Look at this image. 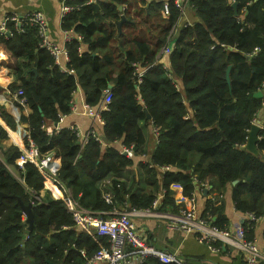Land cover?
<instances>
[{"label": "trees", "instance_id": "trees-1", "mask_svg": "<svg viewBox=\"0 0 264 264\" xmlns=\"http://www.w3.org/2000/svg\"><path fill=\"white\" fill-rule=\"evenodd\" d=\"M63 3L72 10L62 18V30L74 36L65 44V70L42 47L36 28L14 22L8 23L9 36L0 34V66L12 71L20 83L12 92L23 90L31 110L21 116L28 124L25 145L31 140L42 156L54 153L60 159L58 180L71 197L86 210L106 213L100 215L104 219L116 210L152 209L159 195L160 210L178 213L172 185H181L189 197L199 185L219 194L231 190L237 211L264 219V128L259 154L243 149L264 106V0H190L199 22L178 32L173 29L183 5L175 0ZM173 41L170 53L163 54ZM139 70H145L140 82ZM79 89L92 108L110 91L111 102L101 114L106 142L92 131L85 144L70 128L46 131L48 123L71 113ZM0 116L16 128L2 106ZM149 125L158 135L156 148L140 162L142 174L123 180L135 158L146 154ZM5 138L0 125V191L8 195L0 200V264H85L108 247L106 237L96 240L76 227L64 200L41 195L43 175L31 163L20 169L16 160L22 152L4 149ZM122 146L132 147L134 157L124 156ZM55 194L61 196L56 189ZM17 198L35 204V229L28 235ZM200 215L229 228L223 207L211 200ZM243 226L252 240L255 222ZM141 264L162 263L147 256Z\"/></svg>", "mask_w": 264, "mask_h": 264}, {"label": "built area", "instance_id": "built-area-1", "mask_svg": "<svg viewBox=\"0 0 264 264\" xmlns=\"http://www.w3.org/2000/svg\"><path fill=\"white\" fill-rule=\"evenodd\" d=\"M93 1L94 0H88V3H92ZM175 2L181 6L183 5L179 0H175ZM71 10L72 8L70 6L63 3L61 8V18L67 15V13ZM165 12H168L167 4L165 5ZM11 22H14L16 27H22L23 24L27 23L36 28L41 38L42 47H44L54 57L58 65H61V55H64L66 59L69 60L66 48L60 47L50 38L48 21L44 13L41 11H33L23 17L17 14L7 15L0 24L1 35L6 37L9 36L10 33L8 32V23ZM173 32H176V28L173 29ZM73 37L72 32L64 31L65 44L71 41ZM77 39L81 40L82 38L77 36ZM173 46L174 41L171 42L168 48L163 49V54L170 53ZM261 51V48H256L255 50L256 53ZM144 73L145 70H139V82L141 81ZM23 95V90H19L17 91L15 97L18 104L25 107L26 100ZM110 102L111 93L109 90H106L104 100L99 107L92 108L86 106L88 115L103 123L101 114L104 110L108 109V104ZM254 124H258L257 118L253 121V125ZM260 126L263 127L261 124ZM60 130L61 129L57 127L55 131L59 132ZM70 130L76 134L83 144L87 142L89 133L84 136L78 128L71 127ZM91 134L99 142H105L101 133L93 130ZM120 148L121 153L123 155L125 154L127 158L134 157L132 147L128 148L122 146ZM21 152L22 154L16 160V165L20 169H23L27 163H31L37 167L39 172L44 177V189L54 192L52 189L54 188L61 193V198L59 199L65 201L67 210L73 216L76 227L80 230H84L96 240L104 237L108 239V247H102L101 250L85 264H127L128 258L134 255L139 257V264H141L147 256H152L158 259V261L162 264H187L174 253H163L156 250L154 247L148 245L141 237L138 227L134 221V217L151 215V209L116 210L110 213V216L107 219H104L100 215H104L106 213H97L84 209L71 197L69 192L67 193L66 191H63V187L58 180L61 162L60 159L54 155V153L42 156L39 149L31 140H29V144L25 145V148ZM11 171L14 173L13 170ZM172 190L174 191L175 201L179 206V212L175 215L167 216L171 221L170 228L184 234L196 235L197 239L208 246V248L213 252H221L225 249L236 250L244 256L245 264H264V251L259 248L256 241L247 238V230L244 228L243 224H238L228 229H221L215 226L209 217H202L200 215L197 208L196 194H192L190 197L186 196L184 194L183 187L178 184L172 185ZM35 198L38 201H41L40 197ZM161 198L162 197L160 196L159 199L155 201L153 207L159 205ZM246 217L247 220L255 223L262 219L257 218L253 213L247 214Z\"/></svg>", "mask_w": 264, "mask_h": 264}, {"label": "crops", "instance_id": "crops-1", "mask_svg": "<svg viewBox=\"0 0 264 264\" xmlns=\"http://www.w3.org/2000/svg\"><path fill=\"white\" fill-rule=\"evenodd\" d=\"M63 1L64 0H0V24L9 14H17L23 17L33 11H41L47 18L50 38L63 48L65 47L64 31L62 30L61 23V8ZM147 1L151 2L153 0ZM179 1L183 4V13L176 28L177 32L179 28L181 29L199 22L190 4V0ZM120 8L122 12L126 9L125 6H121ZM67 62L68 60L66 57L61 55L60 63L63 67L62 69H65L64 65H66ZM19 84V81H16L10 69L0 66V106L4 107L7 113L10 114L16 122V128L11 129L0 116V125L7 131V138L2 140L1 144L4 149L15 146L22 151L25 148V139L29 136V132L28 124L21 121V116H29L31 110L26 106L20 109L17 105L16 94L12 92V88L18 87ZM86 106L82 91L79 89L73 97L71 113L62 117L59 123H48L46 125L48 134L57 133L55 131L57 127L60 129L75 127L78 128L84 136L93 130L102 133L103 123L89 116ZM256 118L258 119V123L264 126V106ZM148 131V146L145 156L135 158V165L125 173L123 180L126 179L130 182L131 178L139 176L140 171L142 174L140 162H147L151 153H153L156 148L158 142L156 129L149 125ZM137 188H139V185L134 186V189ZM52 189L54 192L43 189L41 195L44 197L49 195L53 199L61 198V196H56L55 189ZM196 189L197 208L200 214H203L208 200H211V203L215 207H223L224 214L229 221L227 224L229 228L238 224H243L247 220L245 214L236 210L231 190H227L225 194H219L216 191L210 192L209 189L208 192L205 193V189L202 191L199 185ZM63 191L65 192L64 189ZM160 196L161 195H159V197ZM159 207V205L153 207L151 209V215L134 217L139 233L148 245L163 253H174L187 264H245L244 256L236 250L225 249L221 252H213L208 246L199 241L196 235L184 234L170 228L171 221L167 216L177 213L162 211ZM215 219L214 217L213 220ZM252 239L256 241L259 248L264 251V219L258 220L255 223ZM127 264H139V257L136 255L129 257Z\"/></svg>", "mask_w": 264, "mask_h": 264}, {"label": "water", "instance_id": "water-1", "mask_svg": "<svg viewBox=\"0 0 264 264\" xmlns=\"http://www.w3.org/2000/svg\"><path fill=\"white\" fill-rule=\"evenodd\" d=\"M232 7L235 9H237V3H233L232 4ZM119 10L121 11V8H119ZM124 17L122 16V22L124 21ZM121 22V24H122ZM231 68L228 69L227 71V79L228 81H230V78H229V72H230ZM110 89L113 88L112 85L109 87ZM257 97H262L263 96V93L262 92H258L256 94ZM148 118H150V116L148 115ZM262 130V128L257 125V124H254L252 125V128L249 132V137H248V143L246 146H243V149L246 150V151H249L255 155H258L259 154V151H258V148H257V143H258V140H259V133L260 131ZM103 140L106 142V138L103 136L102 137ZM125 156V154H124ZM238 181H235L233 184H237ZM61 186L63 187V189L68 193V189L66 187V185L64 183H61ZM198 187V186H197ZM208 192V189H205V193ZM8 197V195L4 194L3 192L0 191V200H2L3 198H6ZM18 200V203L19 205L21 206V209L26 217L25 219V224L27 225V230H26V234H30L34 229H35V224H34V213H33V208L35 207V204L34 203H30L28 205H25L22 200L20 198H17Z\"/></svg>", "mask_w": 264, "mask_h": 264}, {"label": "rangeland", "instance_id": "rangeland-1", "mask_svg": "<svg viewBox=\"0 0 264 264\" xmlns=\"http://www.w3.org/2000/svg\"><path fill=\"white\" fill-rule=\"evenodd\" d=\"M257 125H259L260 126V124L258 123ZM261 127V126H260ZM262 129L264 128V126L263 127H261ZM14 171V170H13ZM14 173H15V175L17 176L18 175V173L16 172V171H14ZM23 264H27V260L26 261H24V263Z\"/></svg>", "mask_w": 264, "mask_h": 264}]
</instances>
